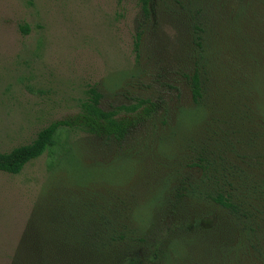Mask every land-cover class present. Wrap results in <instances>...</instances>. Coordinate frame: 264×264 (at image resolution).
Masks as SVG:
<instances>
[{
    "label": "rangeland",
    "instance_id": "374dc122",
    "mask_svg": "<svg viewBox=\"0 0 264 264\" xmlns=\"http://www.w3.org/2000/svg\"><path fill=\"white\" fill-rule=\"evenodd\" d=\"M195 68L208 78L204 110L190 93ZM90 87L103 109L149 98L166 123L123 112L121 141L62 131L53 158L0 171V264H264V243L240 247L215 204L173 190L197 180L194 158L222 137L229 162L264 161V125L246 109L264 119V0H150L146 16L140 0H0V150L73 118ZM104 216L125 236L96 247ZM177 232L188 241L170 256Z\"/></svg>",
    "mask_w": 264,
    "mask_h": 264
},
{
    "label": "trees",
    "instance_id": "16d2710c",
    "mask_svg": "<svg viewBox=\"0 0 264 264\" xmlns=\"http://www.w3.org/2000/svg\"><path fill=\"white\" fill-rule=\"evenodd\" d=\"M149 1L140 0L141 11L145 16L148 14ZM192 26L196 36L194 39H199L200 36L197 33L199 26L195 21H193ZM137 38L138 33H136ZM198 41L195 42L198 44ZM135 44L137 43L135 42ZM203 70L192 69L188 77L192 100L202 110L210 102L209 94H211L208 78L204 75ZM252 74L254 73L252 72ZM250 77L251 75L245 77L242 81L247 89L252 91L251 98L253 97V100H255L258 89L251 85ZM233 92V88L228 90L227 96L230 97ZM101 96L102 94L95 87H90L88 97L80 103V110L73 118L52 121L38 130L30 142L13 146L7 151L0 150V171L17 174L28 161L38 157L44 151H47L49 157L53 158L60 151L58 139L62 136V131L67 133L70 130H81L86 134L102 136L107 140L121 141L129 131V120L121 116L123 112L138 114L150 120L161 114L160 123H166V111L163 110V113L157 111V103L149 98H141L137 103L129 106L117 105L103 109L100 107ZM220 100L222 103V97ZM158 105L160 107V104ZM255 108L257 109L256 105ZM246 109L249 112L248 117L252 119L256 116L255 121H259L264 125V119L259 117L256 111H252L249 107ZM260 112L263 115L259 114L264 117V112ZM213 116L214 114L212 115L214 124L216 119ZM204 136L206 138L207 135L204 134ZM255 139L259 143V139H262V137L258 136ZM210 140L215 141L216 139L210 137ZM220 142L221 147L213 144L218 153L214 150L206 152L205 149L201 148L202 155H197L198 157L196 156L193 161V165L201 169L200 176L195 182L194 179H186L185 183L179 180L177 186L173 188L176 191L174 198L180 201L184 198V203L187 199V202L191 200L195 203L204 201L215 204L219 208V212L222 211L230 224L239 231L242 238L236 243L237 245L242 247V244H247L252 248L257 246L262 248L260 243H264V178L262 177L264 175V161L256 160L255 164H243L238 161L229 162L225 157V153L228 154L230 139L222 137ZM104 218L102 220L104 227L102 226L100 232L96 231L93 234L96 247L105 240L106 247L111 246L117 239H122L125 236L123 232L121 233L117 229H110V220L105 216ZM169 230L172 231L173 226L169 227ZM140 232L149 235L148 228H141ZM181 233H176L177 237L173 247L174 241L168 244L170 252H166L170 256H175V244L176 246L181 245V243H177V240L188 241ZM139 239L142 240L141 237ZM243 239L247 242H244ZM225 254L226 252H223V255ZM164 256L167 257L165 253ZM172 260L179 261L178 258H172Z\"/></svg>",
    "mask_w": 264,
    "mask_h": 264
}]
</instances>
